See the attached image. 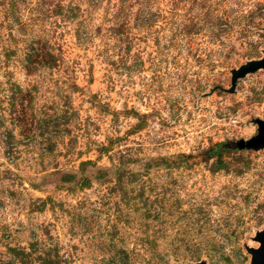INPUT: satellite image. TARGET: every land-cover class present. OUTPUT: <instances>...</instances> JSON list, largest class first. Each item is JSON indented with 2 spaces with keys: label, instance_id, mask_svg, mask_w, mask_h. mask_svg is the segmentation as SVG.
Listing matches in <instances>:
<instances>
[{
  "label": "rangeland",
  "instance_id": "rangeland-1",
  "mask_svg": "<svg viewBox=\"0 0 264 264\" xmlns=\"http://www.w3.org/2000/svg\"><path fill=\"white\" fill-rule=\"evenodd\" d=\"M263 50L264 0H0V264H248Z\"/></svg>",
  "mask_w": 264,
  "mask_h": 264
},
{
  "label": "water",
  "instance_id": "water-1",
  "mask_svg": "<svg viewBox=\"0 0 264 264\" xmlns=\"http://www.w3.org/2000/svg\"><path fill=\"white\" fill-rule=\"evenodd\" d=\"M259 70H264V50L262 56L258 59H252L238 68L230 71V88L226 90L234 93L237 81L253 74ZM256 135L248 140H238L233 145L239 150H259L264 148V118L256 119ZM252 240L258 244L257 247H246V252L250 255L248 264H264V230L257 231Z\"/></svg>",
  "mask_w": 264,
  "mask_h": 264
}]
</instances>
